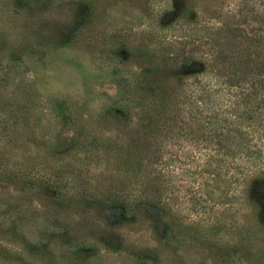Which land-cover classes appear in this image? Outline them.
I'll list each match as a JSON object with an SVG mask.
<instances>
[{
	"label": "rangeland",
	"instance_id": "rangeland-1",
	"mask_svg": "<svg viewBox=\"0 0 264 264\" xmlns=\"http://www.w3.org/2000/svg\"><path fill=\"white\" fill-rule=\"evenodd\" d=\"M263 29L264 0H0V264H264V114L219 147L184 109L198 38Z\"/></svg>",
	"mask_w": 264,
	"mask_h": 264
},
{
	"label": "trees",
	"instance_id": "trees-1",
	"mask_svg": "<svg viewBox=\"0 0 264 264\" xmlns=\"http://www.w3.org/2000/svg\"><path fill=\"white\" fill-rule=\"evenodd\" d=\"M223 26L225 25L215 26L214 32L221 33ZM197 41H202L203 44L212 43L216 48L209 64L202 59H199L202 62L197 60L202 65V70L197 74L200 79L196 76L194 82L186 85L196 100L186 102L184 109L196 118L208 120L209 129L205 126L204 136L209 140L213 139L220 147L229 139L231 142L240 135H246L254 119L252 115L257 113L259 121L260 115L264 114L262 112L264 108V34L255 38L257 53L249 52L247 46L241 47V45L232 51L224 44H217L218 37H212L207 41L205 37L200 36ZM241 44L245 43L241 42ZM206 75L210 76L212 88L209 86L211 81L204 78ZM190 86H196L198 90ZM215 90L221 91L220 93L225 96L228 102L227 109L221 103L213 102ZM166 97L169 98V95ZM205 107L206 109L202 111ZM216 151L214 148L213 152ZM234 151L232 150V153ZM113 209H115L114 213L122 214V206Z\"/></svg>",
	"mask_w": 264,
	"mask_h": 264
}]
</instances>
